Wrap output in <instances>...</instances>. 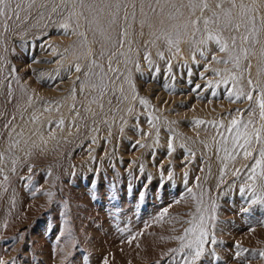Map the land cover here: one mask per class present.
<instances>
[{"label": "rangeland", "instance_id": "obj_1", "mask_svg": "<svg viewBox=\"0 0 264 264\" xmlns=\"http://www.w3.org/2000/svg\"><path fill=\"white\" fill-rule=\"evenodd\" d=\"M188 3L11 0L0 15V264H180L172 250L201 214L197 264H264L254 159L221 150L233 118L261 123L255 93L229 92L264 86V33L239 69L215 42L177 51L157 37ZM217 71L243 78L208 88Z\"/></svg>", "mask_w": 264, "mask_h": 264}, {"label": "snow or ice", "instance_id": "obj_2", "mask_svg": "<svg viewBox=\"0 0 264 264\" xmlns=\"http://www.w3.org/2000/svg\"><path fill=\"white\" fill-rule=\"evenodd\" d=\"M76 2L82 3V0H76ZM10 5L11 0H0V15H5ZM225 5H228V7H225ZM116 7L118 10L119 5H116ZM188 8L190 16L185 23L174 25V31L162 32L157 39L163 38L170 48L175 47L179 51L181 40L188 38L192 46L197 51H201L202 55L203 49L200 46H206L210 41L215 42L220 52L228 54V59L222 62L225 64L232 63L237 69L240 68L241 60H248L250 55H256L255 45L261 43L260 36L264 33V0H247V2L246 0H214V7L211 0H189ZM197 9L200 11V16H196ZM206 12L210 15L205 16ZM74 15L76 13H70L69 19ZM80 15L83 14L80 13ZM77 26H79L78 23ZM63 27L67 29L69 25L66 23ZM225 32L229 33L227 38L223 35ZM158 55L163 59V53H158ZM260 55L264 58V48H261ZM145 59L149 65L152 64L150 55H146ZM213 60H215V57H213ZM216 63H221V61H216ZM137 68H139L138 64ZM250 69L251 64L249 63L244 69V71L249 72V76L251 75ZM79 70V66H77L76 71ZM216 75L221 76L222 79L217 84L209 81L208 88L219 87L221 83L227 85L229 82H232L235 86L243 78L242 73L238 76L231 71L225 74L217 71ZM247 83L250 86L247 93H244L242 89L237 92H229V98L235 97L236 100H240L243 97L253 102V94L255 93V107H251L248 111L250 115L255 116L258 109L261 123L257 126L251 119L245 122L233 118L230 126L225 129L228 135L221 134V150L225 153V159L227 160H234L238 149L242 150L245 159L250 157L254 159V166L251 168L249 179L254 182L251 188L255 196L256 181H259L262 188H264V86H261L259 82L254 84L251 78L248 79ZM140 103L149 106V101L146 99H141ZM149 122L151 123V120ZM60 123L62 124L63 121ZM196 123L200 124L202 122L197 121ZM152 126L155 127L154 124ZM219 127L225 128L223 123ZM229 137L231 138V149L227 147ZM257 145H259L258 151L255 148ZM171 147L172 145L169 144L170 149ZM252 203L264 205V191ZM197 211L200 212L199 206ZM210 218L212 217L201 214L188 221L190 227L185 230V235L179 238L181 248L172 250L174 253L183 256L180 264H197V261L204 255L205 245L209 242V232L205 227V220ZM211 243H216L214 236ZM236 247L239 250V246ZM260 255L264 256V253ZM105 264H107L106 261Z\"/></svg>", "mask_w": 264, "mask_h": 264}]
</instances>
